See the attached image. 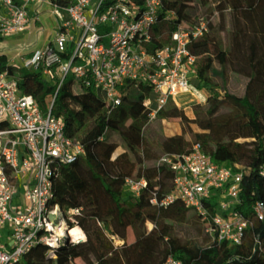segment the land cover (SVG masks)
Here are the masks:
<instances>
[{
	"label": "trees",
	"instance_id": "trees-1",
	"mask_svg": "<svg viewBox=\"0 0 264 264\" xmlns=\"http://www.w3.org/2000/svg\"><path fill=\"white\" fill-rule=\"evenodd\" d=\"M210 1L163 0L150 50L168 44L176 30L190 29ZM206 21L207 30L189 47L196 55L194 84L209 94L192 105L193 115H182V132L174 140L184 150L188 134L216 162L242 173L239 210L249 220L242 243L212 237L199 214L180 202L168 208L151 202L175 185V171L162 160L170 146L164 121L180 115L173 99L152 116L156 103L142 105L155 97L151 86L130 82L122 87L123 103L114 107L101 91L69 73L53 111L64 117L66 133L85 153L60 170L52 204L66 218L78 209L87 238L67 241L52 258L44 246L36 247L20 264H162L170 254L189 264H264V219L254 212L257 200L264 203V0H222ZM9 60L0 52V71L16 76L25 94L49 107L58 84L44 75V65L33 70ZM128 178L145 179L147 185L135 194L127 188ZM111 207L128 231L121 244L108 232ZM174 208L176 215L165 216Z\"/></svg>",
	"mask_w": 264,
	"mask_h": 264
},
{
	"label": "built area",
	"instance_id": "built-area-1",
	"mask_svg": "<svg viewBox=\"0 0 264 264\" xmlns=\"http://www.w3.org/2000/svg\"><path fill=\"white\" fill-rule=\"evenodd\" d=\"M36 3L50 6L56 33L47 47L24 57L22 66L36 70L44 65V75L56 77L58 87L44 107L21 90L16 76L0 71V264H20L39 246L46 248L47 258L55 257L60 245L73 241L71 228L79 225L78 209L66 218L52 204L60 170L85 153L66 133L64 117L53 111L69 73L101 91L114 107L124 101L123 86L149 84L155 97L143 103L147 108L156 103L152 116L169 100L178 103L182 94H202L194 84L196 55L189 44L207 30V17L199 14L190 29L176 30L168 44L151 51L163 0H0V36L26 32ZM162 160L175 171V185L151 202L161 208L180 202L199 214L209 235L241 244L249 226L239 210L242 173L216 162L191 138L184 150ZM126 182L135 194L147 185L145 179ZM254 212L264 219L263 201L255 202ZM162 264L189 262L170 254Z\"/></svg>",
	"mask_w": 264,
	"mask_h": 264
},
{
	"label": "rangeland",
	"instance_id": "rangeland-1",
	"mask_svg": "<svg viewBox=\"0 0 264 264\" xmlns=\"http://www.w3.org/2000/svg\"><path fill=\"white\" fill-rule=\"evenodd\" d=\"M212 10H213V5H210L206 7L203 11H201L200 15L202 17H208V15L210 14V12H212ZM52 27L53 26L47 25L44 36L41 35L40 31H38L39 29H37L36 27L31 29V31L26 36H22L21 34L6 35L3 39L0 40V48L5 49L10 59L9 62L11 64L22 66L23 58L29 57L30 51L32 50L35 51L38 48L40 49L42 48L44 37H46V35L49 34L50 29ZM34 44L35 46H33ZM28 46L31 47L30 49H28L30 51H27ZM28 52L29 54H26ZM47 79L53 83H55L57 80L56 77L52 78L50 76H47ZM234 88L238 89L239 87L234 86ZM199 92L202 94H199L197 96H195L193 92L180 95L178 97V103H176L178 106V111L180 115L168 117L164 121V124H165L164 130L170 139V146L168 147L169 153H172L178 150L177 143L174 140V137L176 134H180L182 132V128L180 127L178 123L182 115L183 114L193 115L192 105L197 102H204L206 100L207 95L209 94V90H206V89H199ZM84 98L85 100H88L86 97ZM142 105L145 106L143 102H142ZM189 140H190L189 135L185 134L184 139H183V144L188 143ZM176 213H178V210H176L175 208L164 212L165 216L167 217H173L174 215H176ZM106 216H109L111 218V223H110V226L108 227V232L110 233V235L114 236L113 238H114L115 244H121L122 239L126 236L128 232L127 229L121 226L120 223L118 222L117 217H116V211L113 207L107 210ZM86 238H87V235H86ZM194 242H197V240H195Z\"/></svg>",
	"mask_w": 264,
	"mask_h": 264
},
{
	"label": "crops",
	"instance_id": "crops-1",
	"mask_svg": "<svg viewBox=\"0 0 264 264\" xmlns=\"http://www.w3.org/2000/svg\"><path fill=\"white\" fill-rule=\"evenodd\" d=\"M221 1L222 0H211L210 3L206 7H208L210 5H213V10H214ZM31 13H32V16H33L31 25H30L29 29L26 32L21 33L22 36H26L31 31V29H33L34 27L39 29L38 31H40L41 35L44 36L45 35L44 33L46 31V28H47V25L53 26L50 29L49 34L46 35V37H44V41H43L42 48H41V49H43V48L47 47L50 44L52 38L54 37V35L56 33V29H55L56 28L55 27L56 26V21H55L54 16H53V14L51 12L50 6L47 5V4H42V3L34 4L33 5V10H32ZM53 29H55V30H53ZM35 44L33 46H35ZM30 48L31 47L28 46L27 47V51H30V50H28ZM0 49H1L0 50L1 52L6 53L5 49H2V48H0ZM38 49H40V48H38ZM38 49H36V50H38ZM35 51L32 50V51H30V54H29V52L26 53V54L32 55Z\"/></svg>",
	"mask_w": 264,
	"mask_h": 264
},
{
	"label": "bare ground",
	"instance_id": "bare-ground-1",
	"mask_svg": "<svg viewBox=\"0 0 264 264\" xmlns=\"http://www.w3.org/2000/svg\"><path fill=\"white\" fill-rule=\"evenodd\" d=\"M64 225H66V222H64L62 226H64ZM67 228L68 227H66L65 229H67ZM62 229H64V228H62ZM70 234L72 235V238L74 241H81V240L86 239V234L84 233V231L81 229V227L79 225L72 227Z\"/></svg>",
	"mask_w": 264,
	"mask_h": 264
}]
</instances>
